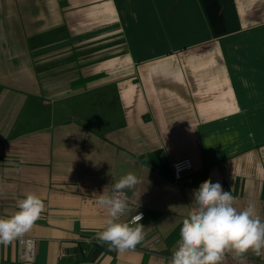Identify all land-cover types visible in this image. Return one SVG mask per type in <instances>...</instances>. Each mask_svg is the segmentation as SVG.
Segmentation results:
<instances>
[{
	"label": "crops",
	"instance_id": "obj_1",
	"mask_svg": "<svg viewBox=\"0 0 264 264\" xmlns=\"http://www.w3.org/2000/svg\"><path fill=\"white\" fill-rule=\"evenodd\" d=\"M128 172L144 239L119 253L96 199ZM206 179L264 219V0H0V217L45 204L0 264H167Z\"/></svg>",
	"mask_w": 264,
	"mask_h": 264
},
{
	"label": "clouds",
	"instance_id": "obj_2",
	"mask_svg": "<svg viewBox=\"0 0 264 264\" xmlns=\"http://www.w3.org/2000/svg\"><path fill=\"white\" fill-rule=\"evenodd\" d=\"M177 171L180 166L177 165ZM139 178L132 172L123 175L112 185V193L99 194L96 204L106 210L102 230L94 237L110 250L123 253L134 249L144 239L142 213L130 222L121 216L128 207L125 189H133ZM192 207L182 220L177 246L167 264H224L231 254L237 264H246L247 254L264 256V219L254 203L242 209L235 206L236 198L225 191L219 182L210 179L193 189ZM183 206V205H182ZM17 211L0 217V244L7 246L28 233L45 209L42 199L27 193L17 200Z\"/></svg>",
	"mask_w": 264,
	"mask_h": 264
},
{
	"label": "built area",
	"instance_id": "obj_3",
	"mask_svg": "<svg viewBox=\"0 0 264 264\" xmlns=\"http://www.w3.org/2000/svg\"><path fill=\"white\" fill-rule=\"evenodd\" d=\"M177 165L180 166L179 171H177V167H175ZM171 168H172V174H173L174 179L176 181H179L183 178L185 173L193 171V163H192L190 158L180 159V160L173 162L171 164ZM125 194H126L127 200H128L129 194L127 192H125ZM137 213L143 214L142 220L145 218V212L138 211ZM137 213H135L134 215H136ZM157 241H159V240H156L155 242H157ZM35 243H36V241L33 238H21L20 239V244L22 245L23 250H24V257L27 258L28 260H32L34 257ZM153 245H154V243L150 244V246H153Z\"/></svg>",
	"mask_w": 264,
	"mask_h": 264
},
{
	"label": "rangeland",
	"instance_id": "obj_4",
	"mask_svg": "<svg viewBox=\"0 0 264 264\" xmlns=\"http://www.w3.org/2000/svg\"><path fill=\"white\" fill-rule=\"evenodd\" d=\"M115 46H116V49L124 51V46L120 42L118 44H116Z\"/></svg>",
	"mask_w": 264,
	"mask_h": 264
}]
</instances>
